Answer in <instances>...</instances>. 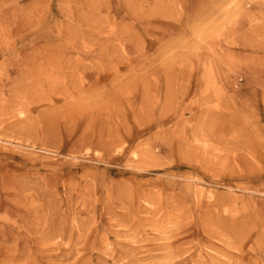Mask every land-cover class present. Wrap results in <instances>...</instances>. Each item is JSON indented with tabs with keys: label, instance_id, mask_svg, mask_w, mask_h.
<instances>
[{
	"label": "rangeland",
	"instance_id": "374dc122",
	"mask_svg": "<svg viewBox=\"0 0 264 264\" xmlns=\"http://www.w3.org/2000/svg\"><path fill=\"white\" fill-rule=\"evenodd\" d=\"M15 72L0 264H264V0H0Z\"/></svg>",
	"mask_w": 264,
	"mask_h": 264
},
{
	"label": "bare ground",
	"instance_id": "6f19581e",
	"mask_svg": "<svg viewBox=\"0 0 264 264\" xmlns=\"http://www.w3.org/2000/svg\"><path fill=\"white\" fill-rule=\"evenodd\" d=\"M45 55V54H44ZM2 74V73H1ZM14 74V73H13ZM15 77L14 78H11L12 76H11V74L10 73H7V76H6V78H3V79H1L0 78V81H4L3 82V84H5V83H11V82H14L15 81V83L16 84H20L21 86H23V84H24V82L23 81H25V79L27 80V79H30V78H32L33 77V72H29V73H24L23 75H17L18 74V72H15ZM22 74V73H21ZM6 75V74H5ZM51 75V74H50ZM0 84H1V82H0ZM3 84H1V85H3ZM40 84H43V82H41ZM6 85V84H5ZM1 89H4L3 87H1Z\"/></svg>",
	"mask_w": 264,
	"mask_h": 264
}]
</instances>
